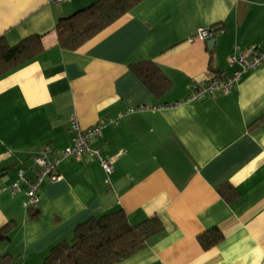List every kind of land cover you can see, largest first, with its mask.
Wrapping results in <instances>:
<instances>
[{"label": "crops", "instance_id": "obj_1", "mask_svg": "<svg viewBox=\"0 0 264 264\" xmlns=\"http://www.w3.org/2000/svg\"><path fill=\"white\" fill-rule=\"evenodd\" d=\"M55 1L0 0V39L39 36L44 48L0 77V257L42 264L78 225L121 210L131 226L157 217L163 230L117 264H264V61L229 94L189 99L196 84L230 74L229 56L264 54V0H142L74 51L58 46L55 25L97 0ZM201 29L220 30L212 50ZM141 62L170 81L162 95L132 72ZM72 114L82 128L104 125L89 148L112 162L109 183L88 153L67 157L31 218L25 188L4 189L19 171L36 175L45 146L71 145ZM228 185L232 202L218 191ZM213 228L223 238L204 250L198 237Z\"/></svg>", "mask_w": 264, "mask_h": 264}, {"label": "trees", "instance_id": "obj_2", "mask_svg": "<svg viewBox=\"0 0 264 264\" xmlns=\"http://www.w3.org/2000/svg\"><path fill=\"white\" fill-rule=\"evenodd\" d=\"M142 0H97L69 17L59 19L55 25L57 44L61 49L74 51L89 39L112 25ZM220 30H215V32ZM44 51L41 38L31 36L15 46L0 39V77L33 60ZM132 72L156 96L162 95L170 81L161 69L149 62L131 66ZM227 202L234 201L238 193L232 186L220 188ZM38 208V207H37ZM37 208L29 209L36 217ZM163 230L157 217L131 226L121 210L91 218L78 225L71 243L52 247L42 264H117L145 249L151 238ZM223 236L216 229L203 232L198 242L204 250L216 246ZM8 240V230L0 228V241ZM10 256L0 257V264L11 263Z\"/></svg>", "mask_w": 264, "mask_h": 264}, {"label": "built area", "instance_id": "obj_3", "mask_svg": "<svg viewBox=\"0 0 264 264\" xmlns=\"http://www.w3.org/2000/svg\"><path fill=\"white\" fill-rule=\"evenodd\" d=\"M63 0H56L60 3ZM213 36V31L198 30L196 37L200 40H208ZM264 61V54L258 52L254 48L246 49L243 52L233 54L227 58V64L232 71L227 76L214 75L207 82H200L194 86L195 92L190 96V100L201 99L205 96L227 95L233 87L240 81L241 76L249 71L257 69ZM236 66V67H235ZM129 112H126L122 117H127ZM119 119L109 120L108 124L118 125ZM104 125L96 124L89 128H82L72 114L69 122V129L73 133L71 145L64 150L54 151L45 146L39 156L35 159L37 168L36 175L33 178H27L22 171L18 172L17 178L9 188L13 191H20L22 187L26 191V200L24 207L26 210L37 208L39 203V193L41 185L44 182H58L61 177L57 171L58 164L67 157H73L79 160L83 154L88 153L91 157L97 159L106 175L105 183H109L108 176L112 173V162L102 158L100 152L91 150L89 143L91 140L98 138L101 135V129Z\"/></svg>", "mask_w": 264, "mask_h": 264}, {"label": "water", "instance_id": "obj_4", "mask_svg": "<svg viewBox=\"0 0 264 264\" xmlns=\"http://www.w3.org/2000/svg\"><path fill=\"white\" fill-rule=\"evenodd\" d=\"M209 32H212V30L209 29ZM214 43H215V40H214L213 36L210 37V38L207 40V46H208V48H209L210 50H212Z\"/></svg>", "mask_w": 264, "mask_h": 264}, {"label": "rangeland", "instance_id": "obj_5", "mask_svg": "<svg viewBox=\"0 0 264 264\" xmlns=\"http://www.w3.org/2000/svg\"><path fill=\"white\" fill-rule=\"evenodd\" d=\"M73 239V238H72ZM72 239L70 241H68L67 243H71Z\"/></svg>", "mask_w": 264, "mask_h": 264}]
</instances>
